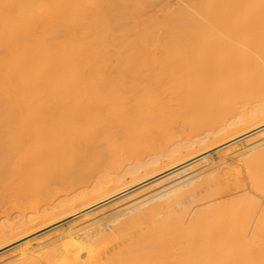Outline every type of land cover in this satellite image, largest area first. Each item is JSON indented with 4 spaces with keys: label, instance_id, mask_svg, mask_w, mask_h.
Returning <instances> with one entry per match:
<instances>
[{
    "label": "bare ground",
    "instance_id": "6f19581e",
    "mask_svg": "<svg viewBox=\"0 0 264 264\" xmlns=\"http://www.w3.org/2000/svg\"><path fill=\"white\" fill-rule=\"evenodd\" d=\"M172 2L0 0V264H264V0Z\"/></svg>",
    "mask_w": 264,
    "mask_h": 264
},
{
    "label": "rangeland",
    "instance_id": "374dc122",
    "mask_svg": "<svg viewBox=\"0 0 264 264\" xmlns=\"http://www.w3.org/2000/svg\"><path fill=\"white\" fill-rule=\"evenodd\" d=\"M173 2V4L174 5H176L177 4V2H178V0H172ZM228 141V139H225V140H223V141H221V142H219V144H223V143H226ZM219 144H215L214 146L212 145V146H210V147H208V148H205L204 150H202V151H200V152H198V153H196L194 156H196V155H199V154H201V153H205L206 151H210V149H215V151L214 150H212L211 151V153H219L220 151H222V150H219V149H221L222 147H220V148H215L217 145H219ZM210 152H207V154H203V156H205V155H208V154H211ZM188 159V158H187ZM179 168H175V171L176 170H178ZM172 171L174 172V170L172 169ZM171 171V172H172ZM170 172V173H171ZM172 172V173H173ZM169 171H168V173H165L164 175H162V177L164 178V177H167L169 174ZM171 173V174H172ZM168 174V175H167ZM167 175V176H166ZM161 176H160V178H162ZM159 178V177H158ZM157 178V179H158ZM159 178V179H160ZM154 181V180H153ZM18 182V181H17ZM1 184V183H0ZM14 184H16V183H14ZM14 184H13V186L11 185L10 187H7V188H5L6 187V185H4V184H2V185H4V186H2V187H4V188H2V190H0V216H3L4 214H12V213H14L16 210H17V206H16V204H14V203H16L15 202V199H13L14 197L11 195V194H9V193H11L12 192V194H13V192H14V190L12 189V188H14ZM18 184V183H17ZM16 184V185H17ZM147 185H149V182H147L146 183ZM146 184H142V185H140L141 186V189H142V187H146L147 185ZM16 185H15V187H16ZM1 186V185H0ZM140 186L138 187V189L140 188ZM3 189H5L4 190V195H3ZM9 191H8V190ZM136 187L135 188H132V189H130V190H128V191H126V192H124L123 194V197H128L132 192H133V190L135 191H137L138 190ZM7 190V192H8V195H10V197L8 196V195H6L7 194V192L5 193V191ZM132 190V191H131ZM139 191V190H138ZM128 192V193H127ZM130 193V194H129ZM133 193H135V192H133ZM15 194V193H14ZM27 194H28V197L30 196V194L29 193H25V195L27 196ZM6 195V196H5ZM5 196V197H4ZM8 196V197H7ZM11 196L13 197L12 199L14 200V202H13V200H11V199H8V198H11ZM23 196H24V194H23ZM22 196V198H24ZM25 196V197H26ZM122 196V195H121ZM120 196H118V199H121V197L119 198ZM122 197V198H123ZM15 198L17 199V197H16V195H15ZM27 198V197H26ZM30 198H35L34 196H30ZM30 198H28L26 201H27V203H30V204H28V205H33L35 202H39V200L37 201L36 199H34V201H33V199L31 200ZM20 199V198H19ZM114 199H116L114 202L112 201V200H114ZM114 199H112L111 201H109L108 203H115V202H117L118 200H117V197L116 198H114ZM21 200V199H20ZM22 200H24V199H22ZM25 200H24V202H25ZM33 202V203H31V202ZM23 202V203H24ZM17 203H18V201H17ZM22 203V202H21ZM21 203H19V206H20V204ZM18 205V204H17ZM21 205H23V204H21ZM24 205L26 206L27 204H26V202L24 203ZM27 205V206H28ZM105 205H108V204H105ZM14 206H16V207H14ZM16 208V209H15ZM83 215H81V216H73V217H70V218H67V219H65V220H62V221H60V222H57V223H55V224H53V225H51V226H48V227H46V228H44V229H42V230H40V231H38V232H36V233H33V234H30L29 236H27L26 238H24V239H22L21 241L19 240L18 242H15L14 244H11V246H7V247H5V248H3V249H1L0 250V256L2 257V255L4 256V254H5V256H6V253L7 254H13V253H15V251H17V249L16 250H13V247H15V248H17V246H18V250H20V248L21 247H19V246H24L23 245V243H25V242H28V241H32V242H29V243H27V244H25L26 245V247H29V246H32L37 240H39V239H37V238H42L43 239V237L44 238H46V236H43V235H49V236H51V237H55V235L57 236V235H59L60 233H61V229H63V231H65L64 229H67V227H69L68 226V224H70V222L71 223H73V221L75 220L76 222L75 223H77L78 221H82V219H83V217H82ZM78 217V218H77ZM80 217V218H79ZM82 217V218H81ZM85 217V216H84ZM77 218V219H76ZM79 219V220H78ZM74 224V223H73ZM72 225V224H71ZM67 226V227H66ZM61 227V228H60ZM63 227V228H62ZM66 227V228H65ZM54 229H57L56 231L54 230ZM61 230V231H60ZM53 231H54V233H53ZM57 231H58V233H57ZM59 231H60V233H59ZM62 231V232H63ZM45 232H46V234H45ZM47 232H48V234H47ZM49 232H51V233H49ZM42 234V235H41ZM37 236V237H36ZM39 236V237H38ZM41 236V237H40ZM48 236V237H49ZM33 238H36V239H33ZM33 239V240H32ZM22 244V245H21ZM29 244V245H28ZM28 245V246H27ZM14 248V249H15ZM24 249H25V246L23 247ZM22 248V249H23ZM4 252V253H3Z\"/></svg>",
    "mask_w": 264,
    "mask_h": 264
}]
</instances>
